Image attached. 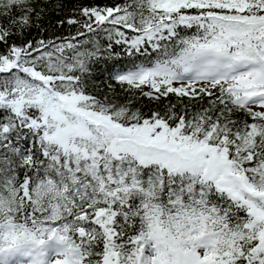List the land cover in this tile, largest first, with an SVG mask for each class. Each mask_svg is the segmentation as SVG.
<instances>
[{
  "label": "snow or ice",
  "instance_id": "obj_1",
  "mask_svg": "<svg viewBox=\"0 0 264 264\" xmlns=\"http://www.w3.org/2000/svg\"><path fill=\"white\" fill-rule=\"evenodd\" d=\"M0 264H264V0H0Z\"/></svg>",
  "mask_w": 264,
  "mask_h": 264
}]
</instances>
